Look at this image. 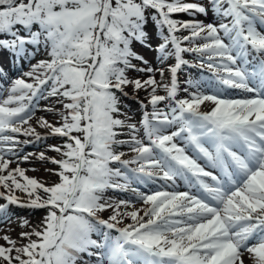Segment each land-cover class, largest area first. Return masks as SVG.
Listing matches in <instances>:
<instances>
[{
    "label": "snow or ice",
    "instance_id": "obj_1",
    "mask_svg": "<svg viewBox=\"0 0 264 264\" xmlns=\"http://www.w3.org/2000/svg\"><path fill=\"white\" fill-rule=\"evenodd\" d=\"M209 11L219 23L196 18ZM149 12L163 41L157 59L174 57L167 69L133 63H149L133 50L134 41L151 47ZM181 13L191 18H174ZM26 45L49 58L0 86V214L10 219L14 204L46 215L20 233L27 243L0 236V264H91L85 254L95 264H264V0H0V49ZM186 66L211 75L181 88ZM129 70L150 75L131 79ZM129 85L149 97L139 126L121 108ZM49 97L61 105L44 109L55 123L36 117ZM20 135L63 139L50 146L59 158L38 154L57 166L48 171L58 182L10 168L12 157L34 155L20 157L32 142ZM177 180L188 190H167Z\"/></svg>",
    "mask_w": 264,
    "mask_h": 264
},
{
    "label": "rangeland",
    "instance_id": "obj_2",
    "mask_svg": "<svg viewBox=\"0 0 264 264\" xmlns=\"http://www.w3.org/2000/svg\"><path fill=\"white\" fill-rule=\"evenodd\" d=\"M188 2H192V0H188ZM205 5H208V0H203ZM148 27H146V32L148 33V39L146 44H150L151 47H146L145 45L141 44V46L133 48L135 52L139 55L143 56L145 60L149 63L148 65H144L140 61L133 60V63L137 65V67H148L151 66L153 68H165L167 69L168 65L174 63V57H170L168 61L164 64H161L160 61L157 59L158 52L156 51L158 45L162 43V39L158 35V29L155 25V22L151 20V13H148ZM174 18L187 20L191 17L187 14H175ZM197 19L203 20L205 23H219V18L211 11H209L207 16L202 14H198ZM187 34L186 32L184 33ZM140 43V42H139ZM48 54L45 49L41 46L37 48L34 45H26L25 50L22 53H15L11 50L7 49H0V86L7 87L11 80H14L20 77L23 73L28 72L31 69V66L37 64L40 60L48 59ZM185 58L189 59L190 61H194V54L188 53L185 54ZM128 76L131 79L140 78L141 80H145L150 75L149 73H141L136 70H129ZM211 75L207 69H200L199 67H185L180 73H178V79L181 85V88L188 87L186 81L189 79H199V80H207L208 77ZM155 78L160 81L161 76L159 71L155 73ZM31 82V79L28 78ZM170 73L165 71L164 82H169ZM150 91V89H149ZM125 92L127 95L121 96V108L122 111L127 113L128 116L132 118L131 122L137 123L139 126V121L142 119L144 109L141 107L139 101H143L145 104H148L149 97L147 92L144 90L136 91L134 90L133 86L129 85L125 88ZM158 94L165 95L166 93L161 88L158 90ZM6 95V93H5ZM181 97L187 95L184 92H180L179 94ZM229 95L239 98L243 95L240 90H229ZM55 97H49L48 99H41L39 100V107L36 111V117H44L50 122L55 123L59 117L54 115L52 112L45 111V107L55 106L56 108H60L61 105L56 103ZM207 104V102H206ZM210 106V105H209ZM204 107V106H202ZM149 111L151 110V106L149 105ZM123 118V117H121ZM34 126L35 125V118L33 121H30ZM37 127V131L41 134H44L48 130ZM143 134V130L141 129V135ZM122 139H126L127 137H121ZM20 140H30L31 143L21 145L20 157L23 155L33 153L28 161H24L22 159H17L16 157H12L13 163L10 165V168H15L17 166L27 169L26 175L29 177H35L39 181H42L48 185L53 182H58L59 177L54 175L52 172L48 171L49 169L57 168L56 165L42 161L38 158V154L40 152H45L47 156H56L59 158L58 154L54 151H51V145H59L63 143V139L59 137L49 136L47 139L36 140L34 137H25L20 135ZM123 151H128V149L122 148ZM131 155V153H129ZM7 158V157H6ZM6 174V173H4ZM21 179L20 177H17ZM161 181H157L156 183H149L145 186H142V190L151 191L155 188H159ZM169 191L176 190V191H186L188 190L185 183L181 180L176 181V188L173 189L171 186L167 189ZM0 191H7L2 186H0ZM16 194L21 196L22 199H27L26 195L19 192L17 190ZM41 195H43L41 191ZM107 196L114 197V198H121L127 199L131 196L130 193H124L120 191H108ZM7 201L4 198H0V204H5ZM143 207L142 204L136 203V208ZM133 210L131 207L128 209ZM8 217L10 219H6L0 214V236L5 234L9 235L12 239H16L18 241L23 240L24 243H27L26 239H23L20 236V233L23 231H31L32 227H35L40 224L43 217L46 215L45 209H32L27 207H20L18 205L10 204L7 208ZM110 212H105L102 215L104 218H107ZM141 215L143 213L141 212ZM27 220L29 222V226H23V221ZM125 223H131V220L128 219ZM115 234V233H114ZM95 238V237H94ZM35 239V237H33ZM0 244H6V242L0 239ZM87 256V255H86ZM84 260H91V264H95V257L86 258L83 257ZM246 264H252L251 260L248 257H245Z\"/></svg>",
    "mask_w": 264,
    "mask_h": 264
},
{
    "label": "bare ground",
    "instance_id": "obj_3",
    "mask_svg": "<svg viewBox=\"0 0 264 264\" xmlns=\"http://www.w3.org/2000/svg\"><path fill=\"white\" fill-rule=\"evenodd\" d=\"M39 132H43V131L40 130Z\"/></svg>",
    "mask_w": 264,
    "mask_h": 264
}]
</instances>
